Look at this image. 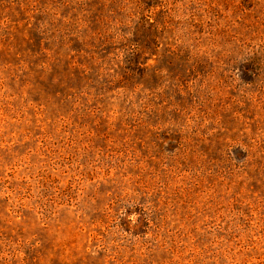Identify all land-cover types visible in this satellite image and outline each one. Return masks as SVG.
Here are the masks:
<instances>
[{"label": "rangeland", "instance_id": "1", "mask_svg": "<svg viewBox=\"0 0 264 264\" xmlns=\"http://www.w3.org/2000/svg\"><path fill=\"white\" fill-rule=\"evenodd\" d=\"M0 264H264V0H0Z\"/></svg>", "mask_w": 264, "mask_h": 264}]
</instances>
